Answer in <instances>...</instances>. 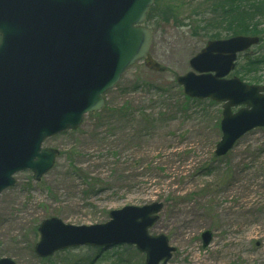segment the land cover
Segmentation results:
<instances>
[{
  "label": "rangeland",
  "instance_id": "374dc122",
  "mask_svg": "<svg viewBox=\"0 0 264 264\" xmlns=\"http://www.w3.org/2000/svg\"><path fill=\"white\" fill-rule=\"evenodd\" d=\"M208 8L207 0H156L144 26L153 32L150 55L162 71L136 63L108 93L104 110L128 106L127 116L105 115L101 121L86 116L76 134L62 133L44 143V148L61 152L41 181H34L29 170L15 176L16 184L0 195V259L16 264H144L145 254L125 245L76 247L42 260L35 253L38 228L54 217L77 227L101 225L111 220V211L163 203L149 233L165 235L177 249L170 264H264V128L249 132L226 156L217 157L224 104L188 101L176 83L177 77L193 72L190 60L215 40L211 35L230 38L218 24L221 13ZM205 10L209 13L202 14ZM259 29L262 41L264 19ZM263 56L264 41L242 54L226 78L264 86V64L250 67L248 62ZM77 144L93 160L108 157L127 172L130 188L124 196L87 190L67 155ZM148 152L165 158L150 160ZM205 231L213 233L207 248L201 239Z\"/></svg>",
  "mask_w": 264,
  "mask_h": 264
},
{
  "label": "water",
  "instance_id": "95a60500",
  "mask_svg": "<svg viewBox=\"0 0 264 264\" xmlns=\"http://www.w3.org/2000/svg\"><path fill=\"white\" fill-rule=\"evenodd\" d=\"M156 0H0V195L30 170L40 181L60 152L44 142L78 130L86 115L106 107V95L140 61L161 71L149 54L153 32L143 25ZM259 37L208 42L190 61L193 72L176 78L192 99L224 103L217 157L226 156L247 133L264 128V86L226 79L239 54ZM243 106L234 113L233 108ZM162 203L127 206L111 221L73 226L59 218L39 227L40 258L80 246H135L145 264H169L176 252L165 235L151 236ZM213 239L202 234L204 248ZM0 264H16L4 258Z\"/></svg>",
  "mask_w": 264,
  "mask_h": 264
},
{
  "label": "trees",
  "instance_id": "16d2710c",
  "mask_svg": "<svg viewBox=\"0 0 264 264\" xmlns=\"http://www.w3.org/2000/svg\"><path fill=\"white\" fill-rule=\"evenodd\" d=\"M211 3V8L207 10L213 11V13H221V20L219 19V25L224 27L229 37L235 36H259L262 35V30L259 29L260 24L264 19V0H207ZM207 7H210L209 4ZM209 13L208 11H202V14ZM219 34L211 35L209 39H220ZM264 41V40H262ZM261 41V42H262ZM250 62V67H255L264 64V56L262 60L248 61ZM253 70H249L252 72ZM186 100L191 101L190 98L186 97ZM127 111V112H126ZM128 106H124L119 110H107L97 114H91L103 120L105 115H120L127 116ZM126 112V113H125ZM109 119V118H107ZM78 132H69L70 134H76ZM85 147L81 144H77L69 152L68 158L71 164V170L75 175L79 176V179L82 180L87 186V190L92 193L106 192L112 190L115 194H120V197L124 196L125 193L130 188V185L125 183L127 177V172L123 169L117 167L116 162L110 161V158H98L93 160L94 157L85 154ZM87 149V148H86ZM153 153V152H152ZM147 153L150 157L158 158L161 161L165 158L163 154H158L154 156V153ZM80 161V164H77V161ZM86 165L85 168L78 167L77 165ZM150 171L157 172V167H150ZM102 170L106 173L111 171V176H103L102 173L96 174L95 171Z\"/></svg>",
  "mask_w": 264,
  "mask_h": 264
},
{
  "label": "bare ground",
  "instance_id": "6f19581e",
  "mask_svg": "<svg viewBox=\"0 0 264 264\" xmlns=\"http://www.w3.org/2000/svg\"><path fill=\"white\" fill-rule=\"evenodd\" d=\"M147 67H149V66H147Z\"/></svg>",
  "mask_w": 264,
  "mask_h": 264
}]
</instances>
